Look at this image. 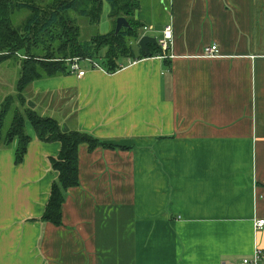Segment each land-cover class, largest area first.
<instances>
[{"label":"crops","instance_id":"0c3cea01","mask_svg":"<svg viewBox=\"0 0 264 264\" xmlns=\"http://www.w3.org/2000/svg\"><path fill=\"white\" fill-rule=\"evenodd\" d=\"M138 2L150 37L172 27L169 59L154 46L114 74L81 63L79 78L68 64L25 88L26 108L64 110L61 131L101 146L79 145L54 225L42 216L61 146L28 122L19 164L17 139L0 142V264H233L264 249V0ZM212 45L219 57H204Z\"/></svg>","mask_w":264,"mask_h":264},{"label":"trees","instance_id":"16d2710c","mask_svg":"<svg viewBox=\"0 0 264 264\" xmlns=\"http://www.w3.org/2000/svg\"><path fill=\"white\" fill-rule=\"evenodd\" d=\"M104 1L110 7L112 30L103 35H95L88 42L82 43L81 30L72 20L73 15L82 16L91 25H96L100 21ZM138 3V0H0V63L12 58L20 62L19 78L15 87L17 93L15 96L6 97L2 102L0 142L4 147L17 139L15 162L19 164L30 142L25 132V123L28 122L39 141L55 142L61 146L57 157L50 159L57 180L51 185L49 201L42 216L48 223L61 225L64 194L68 189L78 186L79 145L85 144L90 150L101 145L89 134L79 131L63 132L55 119L44 118L36 111L26 108L25 88L36 80L68 74L66 61L76 57L101 61L103 70L110 74L116 73L124 59H146L148 55L136 57L133 49L140 35L138 31L143 29L134 14L139 8ZM22 11H26L28 15L16 25V21H13L14 14ZM118 17H124L130 29L121 28L114 35ZM149 49L156 50L152 44ZM152 53L149 57L154 56ZM15 102L19 105L14 109L11 122L5 128L6 114Z\"/></svg>","mask_w":264,"mask_h":264},{"label":"rangeland","instance_id":"374dc122","mask_svg":"<svg viewBox=\"0 0 264 264\" xmlns=\"http://www.w3.org/2000/svg\"><path fill=\"white\" fill-rule=\"evenodd\" d=\"M105 4H106V2H105ZM146 8H147V6L145 4H142L141 12L144 15L146 14V11H147ZM26 16H27L26 11L19 12L15 16L16 23L17 24L20 23L23 19L26 18ZM102 16L103 17H101L98 24L91 25L86 18H84L82 16L73 15V19L75 21V24L81 30L80 41L82 43L88 42V40L95 35H98V34L103 35L104 33H108L112 30L113 24H111V22L109 20H107L105 15H102ZM104 19L107 20V22H108V26H107L108 30L106 29V26L104 27V21H102ZM141 23H144V22L142 21ZM138 33L140 35H142L143 30H139ZM147 35L154 36V37L159 36L155 33L154 28H152V30H150L147 33ZM137 47H138V45H134V48H137ZM94 62L100 67L101 70H103V67L101 66V61L95 60ZM82 67L85 68L87 66H86V64H83ZM89 68H90V66H89ZM90 69H92V68H90ZM19 70H20V62L15 60L14 58L4 60V61H2V63H0V111H1V103L3 102V99L8 97V96H14L16 94L15 86H16L17 80L19 78ZM41 109L42 108L40 106L39 112ZM13 111H14V108H12L6 114V117H5L6 121H5V125H4L5 128H7L9 123L11 122V117H12ZM45 114L49 115L47 117L54 118L57 121H59L60 123H61L62 118L67 116V115L65 116L64 110L60 112L58 110V108L55 110H50V112L47 111V113H45ZM5 128H3L2 133L4 132ZM3 135H4V133H3Z\"/></svg>","mask_w":264,"mask_h":264},{"label":"built area","instance_id":"2783aa9c","mask_svg":"<svg viewBox=\"0 0 264 264\" xmlns=\"http://www.w3.org/2000/svg\"><path fill=\"white\" fill-rule=\"evenodd\" d=\"M143 33L139 36L138 39H140L143 35H146L148 31L151 30V28H144L143 27ZM172 27L165 26L164 30L162 32L161 38L156 39V42L158 43V48L160 55V59H169L171 56L169 55L170 47L172 46ZM204 57L207 58H217L219 57V50L216 45H212L209 47H206L204 49L203 53ZM69 64V73L70 74H77V76L83 77L85 75L84 71L81 68V63H87L88 66H91L92 69H100V67L91 59H81V58H74L73 60L66 61ZM264 225V220H258L254 223V228L256 230H261ZM233 264H264V249L259 247L258 245L254 246L253 252L250 256L243 257L239 260L238 263Z\"/></svg>","mask_w":264,"mask_h":264},{"label":"water","instance_id":"95a60500","mask_svg":"<svg viewBox=\"0 0 264 264\" xmlns=\"http://www.w3.org/2000/svg\"><path fill=\"white\" fill-rule=\"evenodd\" d=\"M121 28L130 29V26L124 17H118L115 23V33L117 35ZM138 47L140 48V52L142 55H150L149 45L152 44L158 48V43L156 39L150 36H143L137 42Z\"/></svg>","mask_w":264,"mask_h":264}]
</instances>
